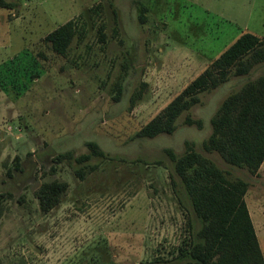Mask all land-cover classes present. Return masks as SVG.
Here are the masks:
<instances>
[{
    "label": "rangeland",
    "instance_id": "rangeland-1",
    "mask_svg": "<svg viewBox=\"0 0 264 264\" xmlns=\"http://www.w3.org/2000/svg\"><path fill=\"white\" fill-rule=\"evenodd\" d=\"M7 1L15 6L0 8V264H185L180 251L201 241L204 221L167 150L189 147L249 183L264 252V168L253 174L203 148L224 100L264 76V62L201 93L174 133L138 136L241 34L264 37V0ZM69 20L81 33L61 55L45 37ZM189 115L203 128L187 125ZM53 180L69 189L43 213L37 191Z\"/></svg>",
    "mask_w": 264,
    "mask_h": 264
},
{
    "label": "trees",
    "instance_id": "trees-1",
    "mask_svg": "<svg viewBox=\"0 0 264 264\" xmlns=\"http://www.w3.org/2000/svg\"><path fill=\"white\" fill-rule=\"evenodd\" d=\"M0 0V8L14 7ZM104 27H101V31ZM75 20H69L51 31L45 41L53 51L66 55L74 38L80 34ZM102 40L105 35L102 33ZM264 62V37L251 32L241 34L219 57L175 96L138 132L139 137L153 138L172 134L179 117L201 102V93L218 88L231 76L248 75ZM141 95L133 98V103ZM187 125L203 128V121L186 117ZM212 134L203 148L217 152L229 164L247 167L256 174L264 162V76L248 81L228 96L212 118ZM93 153L103 155L95 142L88 143ZM175 168L192 199L194 209L204 221L199 232L201 241L182 248L185 264H264V252L246 201L249 183L232 180L228 172L194 147L177 156L168 149ZM61 159V156L59 157ZM90 159V154L78 157ZM83 176V172H80ZM69 183L44 182L37 191L40 209L49 213L60 204Z\"/></svg>",
    "mask_w": 264,
    "mask_h": 264
},
{
    "label": "crops",
    "instance_id": "crops-1",
    "mask_svg": "<svg viewBox=\"0 0 264 264\" xmlns=\"http://www.w3.org/2000/svg\"><path fill=\"white\" fill-rule=\"evenodd\" d=\"M263 168H264V162H263V164H262L260 170H262ZM251 216H252V215H251ZM252 219H253V217H252Z\"/></svg>",
    "mask_w": 264,
    "mask_h": 264
}]
</instances>
